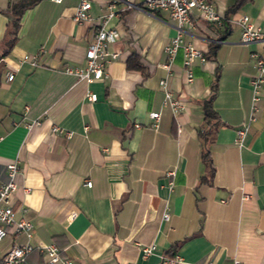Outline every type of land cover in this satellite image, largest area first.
I'll return each instance as SVG.
<instances>
[{
	"label": "crops",
	"instance_id": "obj_1",
	"mask_svg": "<svg viewBox=\"0 0 264 264\" xmlns=\"http://www.w3.org/2000/svg\"><path fill=\"white\" fill-rule=\"evenodd\" d=\"M111 1L92 0L91 18L76 21L79 0H38L23 11L4 53L8 19L1 9L9 0H0V182L9 180L7 162L16 160L15 213L32 223L30 236L10 231L3 237L0 251L54 241L69 264H162L164 251L178 241L176 264H231L234 258L264 264V83L254 111L250 86V52L264 39L240 41L234 20L246 13L264 35V0L233 9L234 0H212L230 19L222 38L192 11L193 24H183L181 36L205 58L194 60L189 81L182 46L164 66V45L177 32L168 11ZM111 10L117 14L106 25L117 35L108 48L119 55L106 64V74L87 82L66 72V65L85 64L95 18ZM210 41L217 42L214 59L205 55ZM134 44L155 63L147 76L125 66ZM216 68L212 105L220 123L209 145L214 172L208 181L201 178L200 98L210 93ZM160 78L184 104L178 114L162 103ZM151 110L159 111L157 126L150 124ZM150 243L155 248L143 254ZM44 260L33 247L20 264Z\"/></svg>",
	"mask_w": 264,
	"mask_h": 264
},
{
	"label": "built area",
	"instance_id": "obj_2",
	"mask_svg": "<svg viewBox=\"0 0 264 264\" xmlns=\"http://www.w3.org/2000/svg\"><path fill=\"white\" fill-rule=\"evenodd\" d=\"M117 1L112 0L111 5H114ZM127 3V5H135L142 9L147 10H167L171 19L175 22L177 32L170 38V41L164 45V49L167 52L169 61L164 63L165 67H169V63L175 55L179 46L183 47V67L186 73V80L192 79L191 65L194 60L199 57L200 60H204L205 56L200 50L194 46V44L188 40H184L181 36L182 25L187 23L193 24L191 19V13L193 10H197L200 17L208 20L215 21L220 24L226 18L223 14L219 13L212 0H140L138 3L136 0H121ZM92 0H79L76 5L73 19L76 21H82L90 19V7ZM117 14L115 11H109L107 14L96 17L95 31L92 40L87 44L85 50V64L83 65H66L64 70L69 73H73L78 79H83L87 82L93 79L101 77L106 74V64L112 59H115L119 55L118 49H109L108 45L113 41L117 35V29L114 26L106 25L108 17ZM240 26L239 40L242 42H252L264 39V35L254 20L246 13L240 14L234 19ZM250 55L254 58L255 72L250 78L251 86V109H256V102L261 94V85L264 83V40L262 45L258 49H253ZM23 58L30 59L33 63L38 61L36 54H24ZM13 76V72L7 73V78L10 79ZM159 83L163 87L162 103L168 105L174 114H178L181 109L184 108L182 101L173 96L171 90L167 85L166 78H160ZM90 99L96 98V93L90 91L88 93ZM152 117L151 125L157 126L159 119V111L151 110L149 112ZM138 125V123H136ZM53 129H61L57 124L53 125ZM244 132V128L236 130V139H241ZM69 134L70 131H67ZM16 160H10L7 162V173L9 180L6 182H0V241L10 231L13 232H25L27 235H31L32 223L29 219L16 216L15 208L12 201V193L15 188L14 175L17 171ZM167 173H173V170H167ZM88 185L91 184L90 179H86ZM163 216L167 217L168 212L164 211ZM37 247L45 256V260L36 264H69L70 259L68 257H61L59 254V247L52 241L41 245L34 246L33 243L26 241L23 243H14L4 250L0 251V261L6 264H20L25 255L33 248ZM155 248L154 243L144 245L142 247L143 254H149ZM181 259L180 255L174 253L173 255L164 254L161 258L162 264H176ZM231 264H241L238 258H234Z\"/></svg>",
	"mask_w": 264,
	"mask_h": 264
},
{
	"label": "trees",
	"instance_id": "obj_3",
	"mask_svg": "<svg viewBox=\"0 0 264 264\" xmlns=\"http://www.w3.org/2000/svg\"><path fill=\"white\" fill-rule=\"evenodd\" d=\"M38 0H9L7 7L1 9V11L7 16L8 19V37L5 40V50L4 53L8 51L10 46L14 43L17 30L20 24V19L22 16L23 11L27 8L35 4ZM244 0H234L230 9L238 7ZM227 17V16H226ZM202 18V17H200ZM203 21L210 24L212 31H214L213 37L222 38L223 32L226 31L227 27H229V20L224 19L220 24L216 23L215 21H208L202 18ZM127 28H130L129 26ZM135 42V41H134ZM217 48L216 41H210L208 50L206 51L205 55L207 58L214 59L215 53ZM125 66L126 68H134L138 69L143 76H147L151 74L155 69V63L147 59L141 52L140 48L137 44H134L133 47L130 49L129 54L125 59ZM219 72L216 68L215 76L210 85V93L200 98L201 108L204 114V126L199 129V136L201 139V159L205 166V172L202 174L201 178L210 181L213 172L214 166L212 162V158L210 155V143L213 140V133L216 131L218 124L220 123L217 111L214 109L212 105L213 96L216 93L217 88V78ZM179 242L176 241L170 247H168L164 252L168 255H173ZM0 264H6L0 261Z\"/></svg>",
	"mask_w": 264,
	"mask_h": 264
}]
</instances>
